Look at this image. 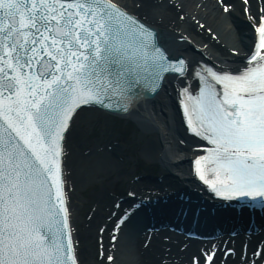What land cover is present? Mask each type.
<instances>
[{
  "label": "snow or ice",
  "instance_id": "obj_1",
  "mask_svg": "<svg viewBox=\"0 0 264 264\" xmlns=\"http://www.w3.org/2000/svg\"><path fill=\"white\" fill-rule=\"evenodd\" d=\"M261 2L222 5L245 16L254 6L258 43L233 58L244 62L193 63L172 57L152 25L114 0H0V264H84L62 176L67 136L81 112L134 98L137 80L163 86L175 76L190 132L200 137L199 178L217 197L264 203ZM134 211L124 210L125 223ZM246 260L256 264L255 251Z\"/></svg>",
  "mask_w": 264,
  "mask_h": 264
},
{
  "label": "bare ground",
  "instance_id": "obj_2",
  "mask_svg": "<svg viewBox=\"0 0 264 264\" xmlns=\"http://www.w3.org/2000/svg\"><path fill=\"white\" fill-rule=\"evenodd\" d=\"M114 2L125 5L140 17L141 21H147L152 25L156 39L168 53L176 57H186L193 63L197 60H215L217 63L242 62L233 58L246 54L254 37V31L249 23L254 6L248 9L247 16L241 14L239 6L235 12L224 11L222 5L231 0H114ZM235 2L239 5L240 0ZM247 2L252 5V0ZM260 6L264 8V2H261ZM194 44L197 47H194ZM233 49L236 51L233 52ZM178 88L176 77L168 75L163 81L159 96L138 104L137 108L128 114L129 117H134L140 127L137 135L141 153L149 162L161 164L158 170L159 175H162L160 180L150 181L148 177L142 176L138 181H130L128 178L130 173L120 169L115 160L118 156L117 147L109 152L96 150L92 146L91 151L105 157L103 166L109 168L102 173L104 175L102 185L100 184L96 192V208L92 216L86 219L87 226L76 232L84 264H190L193 257H199L202 264L205 250L214 252L210 264H247L246 257L250 259L253 256L252 251L259 250L263 245L264 228L251 235L241 232L236 236L220 235L205 240L182 236L166 228L144 231L140 222L143 219H134L129 224H124L120 235L114 233L111 236L117 235L115 244L108 241L107 233L111 224L104 218L107 216L105 213L108 207L112 205L113 197L109 195L110 185L106 184L122 181L130 188H134L137 193L155 195L153 190L156 188L159 191L165 186L181 188L193 182L189 159L195 154L193 148L197 144L186 132L182 122L176 103L182 95V92L178 94ZM73 132L69 134L65 147L69 151L65 154V168L69 169V177L70 168L74 169L77 162L88 158L84 154L86 152H82L83 147L79 146L80 138H74ZM125 205L123 203L118 211H122ZM114 208L111 207L110 212ZM98 222L107 225L102 233L104 239L101 241V248L98 249L96 244L94 250L91 242L95 234L94 224ZM123 231L124 237L121 236ZM255 255L256 264H261L259 256Z\"/></svg>",
  "mask_w": 264,
  "mask_h": 264
},
{
  "label": "rangeland",
  "instance_id": "obj_3",
  "mask_svg": "<svg viewBox=\"0 0 264 264\" xmlns=\"http://www.w3.org/2000/svg\"><path fill=\"white\" fill-rule=\"evenodd\" d=\"M75 125L72 135H75L74 138H80L79 146L83 147L82 152H86L84 154L88 157L81 160L80 163L77 162L74 169L70 168L71 183L69 182V186L72 184L71 187H73L71 194L73 220L81 230L87 226L85 221L88 219V214L96 207V192L100 184L102 185L104 177L102 173L108 171L109 168L103 166L105 157L91 151L92 146L96 150L101 149L109 152L117 147L118 156L115 157V160L120 169L130 173L128 175L130 180L134 175L157 176L161 164L149 162L141 153L137 135L140 127L136 124L134 117L107 115L99 110L89 109L80 113ZM73 171L74 174H72ZM106 185H110L109 195L111 197L112 194L122 193L126 189V185L122 181H114L112 184ZM99 225V222L94 224L95 234ZM95 234L91 242L94 250L97 237Z\"/></svg>",
  "mask_w": 264,
  "mask_h": 264
},
{
  "label": "water",
  "instance_id": "obj_4",
  "mask_svg": "<svg viewBox=\"0 0 264 264\" xmlns=\"http://www.w3.org/2000/svg\"><path fill=\"white\" fill-rule=\"evenodd\" d=\"M159 45L162 46L160 42H159ZM162 47L164 48V46H162ZM172 57H176V56H172ZM161 89H162V88H161ZM161 89L156 93V96H155V97H153V98H148V99H146V101H147V100H151V99H155L157 96H159V93H160ZM144 102H145V101H144Z\"/></svg>",
  "mask_w": 264,
  "mask_h": 264
}]
</instances>
